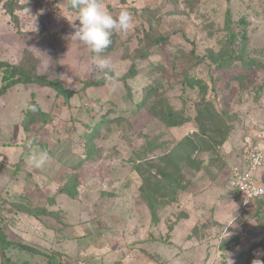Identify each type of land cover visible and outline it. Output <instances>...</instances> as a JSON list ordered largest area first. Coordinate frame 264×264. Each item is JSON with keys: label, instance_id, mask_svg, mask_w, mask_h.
Instances as JSON below:
<instances>
[{"label": "rangeland", "instance_id": "374dc122", "mask_svg": "<svg viewBox=\"0 0 264 264\" xmlns=\"http://www.w3.org/2000/svg\"><path fill=\"white\" fill-rule=\"evenodd\" d=\"M198 1L103 0L113 16L127 9L135 21L103 54L116 68L114 93L106 83L87 85L105 76L95 69L90 47L71 39L79 21L68 0H19L26 7L17 20L0 4V61L19 63L32 50L40 75L77 93L68 107L54 90L34 84L14 86L0 99V228L15 244L7 255L28 253L19 251L22 242L38 248L42 254L30 255L40 264H251L264 252V208L258 211L264 198L244 206L230 185L231 171L248 168L246 153L264 133V0ZM146 7L169 40L124 82L149 27L141 15ZM228 10L234 28L247 17L244 60L258 63L244 69L237 61L220 72L189 53L225 49ZM188 71L205 80L207 93L183 86ZM242 72L243 81L223 83ZM156 78L163 84L159 96L142 105L144 89ZM32 99L50 122L24 130ZM159 100L191 120L167 127ZM42 149L51 159L37 168L30 156ZM12 202L59 216L40 222ZM2 258L0 251V264Z\"/></svg>", "mask_w": 264, "mask_h": 264}, {"label": "trees", "instance_id": "16d2710c", "mask_svg": "<svg viewBox=\"0 0 264 264\" xmlns=\"http://www.w3.org/2000/svg\"><path fill=\"white\" fill-rule=\"evenodd\" d=\"M170 3L173 4L176 3L177 0H168ZM173 2V3H172ZM199 2L198 0H194V3ZM69 7H71V0H68ZM0 4L3 5V8L5 10V13L10 15L12 17V20H17L18 15L16 14L18 11L23 10L26 6L20 4L19 0H0ZM194 5V4H191ZM72 8V7H71ZM73 9V8H72ZM74 10V9H73ZM141 15L149 22V27L143 30V37L141 38L142 41V47L138 49L133 56H131L133 62L128 70V72L122 76L120 79L124 82H127L129 80L135 79L139 75V68L138 65L140 61L143 59H147L151 55V50L157 46L163 45V43L167 42L169 40V36L164 34L160 30V22L161 20L158 18L156 21L157 24L153 22V14L149 10V8H143ZM156 19V17H155ZM239 24L234 28L233 27V18L231 15V11L228 10V15L226 19V26L225 30L227 31L228 35L225 37V49L218 53V55L215 54L214 50H209L208 54H205L204 56L200 57L194 50H192L189 53L190 57H193L197 59L200 62L199 63H206V60L208 59L210 65H213V67L218 71H224L225 69H231L235 64H237V61H241V67L244 69L248 67H252L253 63H258L256 60L252 61H245V55L247 53L249 43H250V37L248 34L247 26L249 24L247 17L245 15H242L240 19L237 21ZM117 34L114 33L112 36V44L108 49L105 50V53L107 54L112 51L115 45V41ZM130 57V56H129ZM39 58L32 50H26L24 53V57L21 59L19 63H10L7 61H0V72H2L1 82L2 85L0 86V99L8 94V92L17 85H37L41 88L43 87H49L52 90H54L58 96H62L65 98V102H63L62 106H70L71 99L77 94L75 91L67 89L63 86V84L55 79H50L45 75H40L38 72L39 68ZM261 66H264V64H259ZM156 71H158L159 67H154ZM245 78H247V75L243 72L241 75H233L230 77L229 82H223L224 84L230 85V82L234 79H240L243 81ZM220 81V78H218L215 83L213 84V90L215 92L220 89V86L218 85V82ZM106 79L105 77L103 80H96L95 78H91L88 80V86H94V87H101L105 85ZM162 82L159 81L158 78L155 79V83L148 84L146 88L144 89V97L142 100V105L146 103V101L149 99L150 96L158 97L159 90L162 88ZM183 86L188 90L189 88L195 89L199 87L201 89V92L207 93L209 91V85L205 82L203 78H197L192 74L191 71H188L184 75L183 79ZM34 98V96H33ZM141 105V106H142ZM157 105H161L159 108L163 109L162 118L165 121V124L167 127H182L187 122L191 120L189 116H187L183 110L177 111L174 109L172 105L167 103L165 100L162 104V101H157ZM48 113H46L44 110L41 109L40 105L36 101V99H32L27 107V110L25 112V117L23 120V128L24 130H29L33 125L48 120ZM208 133V132H203ZM94 137L92 136V133L89 132L86 134V142L91 143L92 139ZM264 198V197H263ZM261 199V198H260ZM256 201H259L256 200ZM10 205L20 213H25L27 215L35 217L38 221L42 222L44 221V218L47 217H57L59 216V212L49 211L45 207H33L31 205H26L23 203H16L12 202ZM264 208V200H262L258 206V211L260 212ZM259 214V213H258ZM0 240L2 242L1 245V253L3 254V260L2 264H40L38 262H15L13 260V256H9L6 254V250L13 248L15 244L8 240L6 235L3 233L2 229L0 228ZM19 248L20 252H28L31 253L32 256H35V254H42L38 248H35L29 244L25 243H19L16 244ZM255 247H259V244ZM35 259V258H34ZM52 263L54 260H50ZM84 264V263H80Z\"/></svg>", "mask_w": 264, "mask_h": 264}, {"label": "clouds", "instance_id": "9594fccd", "mask_svg": "<svg viewBox=\"0 0 264 264\" xmlns=\"http://www.w3.org/2000/svg\"><path fill=\"white\" fill-rule=\"evenodd\" d=\"M71 7L78 12V25H74V32L71 39L82 42L90 47L93 56L95 69L104 74L106 84L110 92L116 91L115 76L116 68L113 62L103 55L105 50L112 44L114 33H127L135 26L133 15L127 10L122 9L118 16H113L103 5V0H71ZM33 141L28 142L31 148ZM51 157L46 149L38 150L30 156V162L37 168L45 167ZM251 264H264V260L259 257L264 256V252L255 253Z\"/></svg>", "mask_w": 264, "mask_h": 264}, {"label": "built area", "instance_id": "2783aa9c", "mask_svg": "<svg viewBox=\"0 0 264 264\" xmlns=\"http://www.w3.org/2000/svg\"><path fill=\"white\" fill-rule=\"evenodd\" d=\"M259 143L253 144L246 153L248 168L233 169L230 185L240 196L244 206H251L256 200L264 197V186L257 179V172L264 167V133L258 136Z\"/></svg>", "mask_w": 264, "mask_h": 264}, {"label": "crops", "instance_id": "0c3cea01", "mask_svg": "<svg viewBox=\"0 0 264 264\" xmlns=\"http://www.w3.org/2000/svg\"><path fill=\"white\" fill-rule=\"evenodd\" d=\"M257 179H258L259 184H260V182H264V167H262L261 170H258ZM260 185H262V184H260ZM262 186H264V185H262ZM252 205H254V204H252ZM15 253H18L17 255H14L13 260L15 262L20 263V262H26V261H29V262L33 261L34 257L32 258L30 253H24L23 255H21V253H19V252H15Z\"/></svg>", "mask_w": 264, "mask_h": 264}]
</instances>
